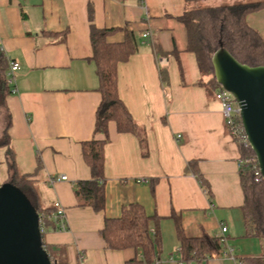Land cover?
Here are the masks:
<instances>
[{"label": "crops", "instance_id": "obj_1", "mask_svg": "<svg viewBox=\"0 0 264 264\" xmlns=\"http://www.w3.org/2000/svg\"><path fill=\"white\" fill-rule=\"evenodd\" d=\"M211 1H214L213 4ZM264 0H0V51L18 62L5 106L9 147L43 210L64 209V230L47 228L46 246L64 248L67 264H127L134 249L106 250V219L131 204L141 206L159 235L155 264H237L264 261V240L244 236L239 179L240 152L224 127L221 106L200 74L180 17L186 10ZM98 30L112 29L108 44L130 33L136 51L117 65L118 97L143 131V143L108 123L104 145V208L78 207L76 181L89 180L82 143L93 138L101 96L91 59L89 13ZM264 41V7L246 16ZM149 37L143 38V33ZM179 136V138H177ZM97 140L103 137L98 135ZM6 164V150L3 151ZM194 164L208 186L195 178ZM60 176L65 181H53ZM7 177V172H6ZM52 206V207H50ZM186 238L220 235L225 227L231 257L212 252L184 263L174 219Z\"/></svg>", "mask_w": 264, "mask_h": 264}, {"label": "trees", "instance_id": "obj_2", "mask_svg": "<svg viewBox=\"0 0 264 264\" xmlns=\"http://www.w3.org/2000/svg\"><path fill=\"white\" fill-rule=\"evenodd\" d=\"M186 3H199L207 0H184ZM264 2H242L220 6H199L186 10L180 17L187 35V50L194 54L201 75L208 78L207 85L216 92L219 85L213 77L211 59L219 49H225L236 61L250 67L264 66V41L246 24V16L259 11ZM92 14L90 21L91 59L95 64L98 77V92L100 103L95 112L93 138L82 143V153L85 163L90 169L89 180L76 181L73 193L78 207H90L95 212L104 208V156L103 148L108 142V123L114 122L118 133L135 135L140 144L143 143V132L132 120L129 112L118 97L117 65L128 60L135 53L136 43L130 33L125 34L121 44H108L106 37L115 30H98L94 27ZM9 63L0 51V111L4 112L3 131L0 136V147L6 150L7 177L5 183H10L28 198L38 215L44 214L43 233L47 228L59 230L56 223L49 219L52 211L41 209L37 204V195L33 186L25 176H19L15 168L13 154L9 147L8 130L10 118L5 106V99L10 94L7 84ZM1 117V115H0ZM101 135L102 140L95 139ZM240 152L239 179L243 195L241 206L244 236L264 240V181L258 177L255 180L254 153L250 148L238 146ZM195 178L208 194V186L198 173L196 166L189 163ZM175 222L176 236L179 242L178 252L184 263L202 261L212 252H221L224 248L222 237L204 234L200 238H186L179 225L178 218L171 214ZM151 218L146 216L143 208L131 204L122 209L117 219H106L100 236L106 250L121 251L134 249L140 253V258H134L127 264H155L156 250L159 244L158 232L150 230ZM42 233V236H43ZM51 264H67L65 251L60 246H46L42 240ZM241 264H264L262 259L245 258Z\"/></svg>", "mask_w": 264, "mask_h": 264}, {"label": "water", "instance_id": "obj_3", "mask_svg": "<svg viewBox=\"0 0 264 264\" xmlns=\"http://www.w3.org/2000/svg\"><path fill=\"white\" fill-rule=\"evenodd\" d=\"M213 77L239 108L249 148L264 181V66L236 61L225 49L212 56ZM0 264H51L42 246L39 215L25 194L0 185Z\"/></svg>", "mask_w": 264, "mask_h": 264}, {"label": "built area", "instance_id": "obj_4", "mask_svg": "<svg viewBox=\"0 0 264 264\" xmlns=\"http://www.w3.org/2000/svg\"><path fill=\"white\" fill-rule=\"evenodd\" d=\"M149 32H144L143 33V38H147L149 37ZM20 69V66L18 64V62L16 61H10L9 62V69L7 72V84L8 86L13 85L14 84V75L15 73ZM215 97L218 100V102L220 103L221 106V112L224 118V127L225 130L228 134V136H230L234 142L237 144V146H242L243 148H249L247 139H246V135L244 133L243 127L241 125V121L239 118V108L236 105L235 101L233 100V98L226 93L225 91L221 90L220 88L215 92ZM177 138H179V136H177ZM252 168L254 169V175H255V180L258 181V177L260 175L259 171H258V167L256 166V163L252 165ZM66 177L64 176H60L59 178H56L53 181H65ZM262 180V178H261ZM64 209L60 206L59 203H55L54 204V210L51 213L50 216H48L49 219L53 220L56 225L58 226L59 230H64ZM45 215L41 214L39 215V228L41 231V234L43 233V227H44V219H45ZM221 234L219 236L222 237L221 241L223 242V245L225 247L226 244V239L224 237V234L226 232V228L222 227L221 228ZM220 254L223 257H231L233 258L232 255V249L231 248H227L226 250H222L220 252ZM237 264H241L240 261H236Z\"/></svg>", "mask_w": 264, "mask_h": 264}, {"label": "rangeland", "instance_id": "obj_5", "mask_svg": "<svg viewBox=\"0 0 264 264\" xmlns=\"http://www.w3.org/2000/svg\"><path fill=\"white\" fill-rule=\"evenodd\" d=\"M213 2L214 1H211V3H208V4H213ZM200 6H202V5H200ZM3 113L4 112L0 111V115H1V117H0V136H1V133L3 131V119H4L3 117H5V116H2ZM4 150H5V148L0 147V185L4 184L5 180H6V170H5L6 167L2 163L4 161V156L2 154ZM50 207H52V206H50Z\"/></svg>", "mask_w": 264, "mask_h": 264}]
</instances>
